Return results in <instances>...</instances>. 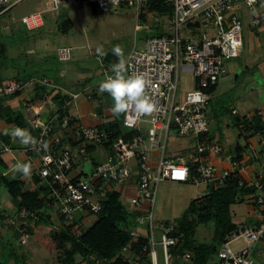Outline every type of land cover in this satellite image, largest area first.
Instances as JSON below:
<instances>
[{"label": "built area", "instance_id": "built-area-1", "mask_svg": "<svg viewBox=\"0 0 264 264\" xmlns=\"http://www.w3.org/2000/svg\"><path fill=\"white\" fill-rule=\"evenodd\" d=\"M153 1L46 0L44 11L22 18L24 26L33 32L45 25V14L58 18L66 10L87 6H94L102 14L123 8L135 9L139 22L137 30L144 31L147 38L143 47H136L124 64L128 74L142 73L145 76V94L154 103L153 111L146 115L137 114L130 108L125 113L124 132L116 138L113 132L103 128L79 124L70 111L79 96L64 91L71 96L70 102L48 118L37 107L29 108L27 112L31 115L27 121L37 144L24 147L23 151L29 156L25 163L30 165V172L48 186L49 214L68 224L79 222L76 229L90 215L98 216L114 192L126 197L124 188L134 186L138 194L131 198L130 205L139 213L137 224L148 232L152 264H159L155 252L157 245L163 247L166 264H169L170 249L177 246L179 238L170 236L175 231L170 225L161 227L162 240L159 243L155 240V230L159 226L154 221V210L160 185L164 182H191L221 187L233 175L244 178L248 164L243 156L238 159L235 154L226 153L225 148L214 141L199 142L197 151L188 156V160L168 157V138L173 130L182 137L196 136L199 139L211 132L207 112L212 94L207 90L228 78L227 63L243 54L245 22L235 12L247 7L254 11L250 25L264 27V0H161L169 9L161 12L150 11ZM11 8V0H0V17ZM72 54L71 48H61L59 61L69 62ZM95 54L97 60L105 64V54L100 49H96ZM181 71L192 72L197 80V88L189 92L184 101L180 97ZM105 73L110 75L106 70ZM38 83L54 87L47 79L8 82L0 84V98L27 90L34 92ZM83 94L88 101H95L92 89ZM233 115L238 117V112L233 111ZM244 121L249 127L257 121L264 123V109L247 115ZM239 128L245 131L246 125L241 123ZM128 131L137 134L128 138ZM9 138L11 142L17 140L11 135ZM12 150L9 144H5L3 152ZM217 157H223L227 167L214 164L212 158ZM87 164L93 171H86ZM193 170L194 179L191 176ZM263 180L262 176L251 181L244 178L248 186L256 190L254 216L257 224L231 234L214 264H256L254 250L264 241ZM75 216L80 220L77 221ZM29 218L35 222L40 217L23 209L16 215L13 225ZM18 228L22 244H26L31 235L26 228ZM141 234L135 230L131 236L137 239ZM239 238H244L247 246L235 251L231 244ZM187 258H190L189 254Z\"/></svg>", "mask_w": 264, "mask_h": 264}, {"label": "rangeland", "instance_id": "rangeland-1", "mask_svg": "<svg viewBox=\"0 0 264 264\" xmlns=\"http://www.w3.org/2000/svg\"><path fill=\"white\" fill-rule=\"evenodd\" d=\"M45 2L46 0H11V10L0 17V65L3 77L14 82L17 78L23 79L30 75L36 78L42 74L41 72L52 75L51 77L55 78L54 81L60 89L72 96L80 97L70 108L79 124L103 128L111 120V118H106V105L98 104L100 108H103V111L100 115H95L94 110L91 109L93 106L89 104L90 101L83 94L86 87L84 82L90 78L88 83L92 85L107 78L103 73L102 64L95 57L96 49L107 54L114 53V49L119 47L122 51V55L119 57L125 63L136 47H142L140 44L144 43L147 35L144 31L137 30L139 22L136 10L123 8L102 14L93 6L70 9L63 12L66 14L64 16H68L72 22L71 28H66L69 32L59 31L58 24H56L58 20L54 19L52 14H47L48 21L43 29L27 32L22 18L35 12L44 11ZM260 10L263 9L260 7ZM235 13L245 22L243 55L241 58L227 63L230 76L222 80L217 90L211 95L207 112L211 122L212 141L222 145L227 152H233L238 141L241 144L244 143L235 128L236 116L233 115V109L244 116L255 113L257 107L264 105V27L258 28L250 25V17L254 11L247 7L237 10ZM62 46L73 49L71 61L61 62L55 58L56 49ZM196 88L197 80L194 74L181 71V100L184 101L187 94ZM21 105L23 106V103ZM30 115L28 114L26 118H29ZM199 142V137H182L173 130L168 138L167 156L185 157L188 160V156L197 151ZM16 156L18 157L19 154ZM213 161L216 163L215 159ZM86 171H93L90 164L86 165ZM41 185V182L36 183L38 189ZM206 193L207 186L205 184L162 183L154 210V221L159 226L155 230L156 242L159 243L162 240L161 227L182 218L191 202ZM137 194L138 191L132 188L128 196L122 195V201L126 207H131V198ZM248 210L247 202L234 205L231 208L233 221L239 229L244 228V224L248 220ZM15 218L16 216L11 219L10 224L5 222L0 226L3 229L0 237V262L4 264L13 262L14 264L18 258L21 262L26 261L28 264H58V251L52 239V234L55 231L53 227L45 224L40 225L41 228L34 229V234L27 243L22 244V236L18 234L19 225H13ZM75 219L79 221L80 217L75 216ZM97 219L98 216L94 215L86 218L82 226L75 229L76 235L81 236L85 230L96 223ZM192 226H195L198 240L203 243L212 241L213 223L197 227L192 224ZM136 230L146 234L144 226H137ZM246 246L247 242L244 238H239L231 244V248L235 251ZM155 252L158 263L166 264L163 247L157 245ZM124 257L125 260L129 259L134 263V259L128 252ZM88 261L79 257L76 263L89 264ZM169 264H172L171 258ZM256 264H264V251L260 257L256 258Z\"/></svg>", "mask_w": 264, "mask_h": 264}, {"label": "trees", "instance_id": "trees-1", "mask_svg": "<svg viewBox=\"0 0 264 264\" xmlns=\"http://www.w3.org/2000/svg\"><path fill=\"white\" fill-rule=\"evenodd\" d=\"M168 10L169 9L164 7L161 0H154L152 5H150V11L153 12ZM64 15L66 14L63 13L58 18L54 17V19L58 20L56 24H58L59 31L66 33L69 32L67 29L71 28L72 22L68 16ZM141 18L146 20L145 16ZM47 21L46 14L45 24ZM43 27L41 29H43ZM26 30L30 32L27 28ZM55 58L59 60L58 57L55 56ZM41 73L42 74L36 78L30 75L23 79L17 78L14 82L27 83L32 79H47L54 87L44 86L40 83L36 84L33 92V99L31 101L50 102L57 108L56 111L64 109L65 105L70 102L71 96L56 85L54 78L51 77L52 75H47L45 72ZM8 82L13 81L6 80L3 77L2 67L0 65V84L3 85ZM218 86L219 85H215L209 88L207 92L213 94ZM22 94L23 92H20L0 98V121H5L8 124H15L16 127L27 129L32 132L30 124L26 120L24 114L20 111H14L8 104V102L13 101ZM93 96L95 101H97L98 98L95 92H93ZM124 118L125 113L120 115L114 114V121L106 124L103 129L108 132H113L116 138L119 137L125 129L123 126ZM245 119L246 117H236L235 128L240 138L244 137L246 133H252L253 135L264 133V123L257 121L254 126L251 125L249 127L244 121ZM241 123L246 125L245 131L240 130L239 126ZM127 134L128 138H133L136 136L137 132L128 131ZM2 140L9 142V135L4 134ZM212 140L211 132L200 137L201 143ZM244 149V146L238 144L232 154H235L238 159H242ZM191 174L192 179H194L196 176L194 170ZM242 181H244L242 176L233 175L226 180L224 186L208 185L207 193L202 197L194 199L182 218L177 219L173 223L166 224V226L171 225L175 228V231L170 234V236L179 238L177 246L170 249L172 264L215 263L218 260V253L222 245L228 240L231 234L234 232L238 233L248 226L257 224H249L239 229L233 221L231 208L234 205L246 201L252 202L254 207L256 205L255 188L248 186V183L245 181V183L241 185ZM39 182H41L42 185L36 192H23L22 184L18 182L9 185L11 187V193L18 205L16 215L23 209H26L29 212L36 213L40 217L39 220L35 222H32L30 218L18 222V225L21 226V228H26L31 236L34 234V229L37 225L47 223L51 217L47 208L49 194L48 186L45 182L37 178V183ZM1 184L2 182H0V186ZM122 199V194L120 192H114L110 195L105 201L104 208L98 215L96 223L85 230L81 236H77L75 233L76 226L79 222L68 224L64 219H61L64 229L61 232H54L52 234V239L58 251L57 263L81 264L76 263V260L82 257L87 259V261L91 260L88 261L89 264H152V248L149 244L148 232L146 231V234L142 233L141 237L137 239L131 236V233L136 230L137 226H141L138 225L136 221L139 213L134 212L131 207H126ZM209 223L214 224V235L210 243H203L196 238L195 226L193 227L192 224L197 227ZM129 227H132V229H129ZM263 251L264 241L256 246L254 250L255 259L260 257ZM127 252L131 255L132 259H134V263L129 259L125 260L124 256ZM188 254L190 258H187ZM0 264L4 263L0 262ZM14 264L28 263L26 261L21 262V260L17 258Z\"/></svg>", "mask_w": 264, "mask_h": 264}, {"label": "crops", "instance_id": "crops-1", "mask_svg": "<svg viewBox=\"0 0 264 264\" xmlns=\"http://www.w3.org/2000/svg\"><path fill=\"white\" fill-rule=\"evenodd\" d=\"M261 28H263V27H261ZM143 45H144V43L142 45L140 44V46H142V47H143ZM61 48H71V47H63V46L59 47L55 51L56 57H58V51ZM137 48H139V47H137ZM102 67L104 68L103 73L105 75H106L105 70L108 71L110 75H113V73L111 72L112 66L105 63V64H102ZM239 73H241V72H239ZM229 76H230V74H229ZM89 80H90V78H88L87 81L84 82V84L86 86L84 88V90L86 91L87 89H92L98 98L97 101H94V102L90 101L89 102V104H91L93 106L91 109L94 110L95 115H100L103 111V108H100L98 104H100L99 102H101L100 105H106V111H105V115L107 116L106 118H111L110 122L114 121V114L111 111V107H112L114 101L112 100V98L110 97V95L107 92H104V93L99 92V85L101 82L96 83V84L94 83L91 85L88 83ZM32 99H33V92H31L30 90H27V91L23 92V94L20 97L14 99L13 101L8 102V104L11 106V108L14 111H16V112L20 111L21 113H23L25 118L28 117L27 111L29 110V108L31 109L32 107H37L38 109L42 110V114L44 117L51 116L57 110V108L53 104H51L50 102L31 101ZM76 101H78V99ZM22 103H23V106L21 105ZM71 106H70V108H71ZM256 109L257 110L258 109H264V105L257 107ZM233 111L238 112L236 109H233ZM249 114H252V113H249ZM249 114H247V115H249ZM247 115L241 116L238 112L237 116L238 117H246ZM26 120H28V118H26ZM84 126H87V125H84ZM91 127H93V126H91ZM14 128H16L15 124H8L5 121H0V145H1V149H0V182H2V184L0 186L1 187L0 226L5 222L10 224L11 219L14 218V216L17 213V208H18L17 206L18 205H17V201L15 200L14 196L11 193V187L9 186L11 183H14V182H18L19 184L21 183L23 192H36V191H38V187L36 186L37 178L32 173H31V175H28L29 177L28 176L22 177L21 174L15 173L13 171L14 165L18 161L26 162L29 159V156L23 151V148L25 146L20 143L19 139H17L14 142H11L10 138H9V142H5L4 140H2V136L6 132H8ZM242 139L244 140V143L241 144L238 141L236 143V146L238 144H240V145L245 147L243 154H242L243 158H245L247 160L246 162L248 164L247 172H246V174H244L245 180L251 181L258 176H262L264 178V161H263V158H264V133L258 134V135H253L252 133H246L245 136L242 137ZM5 144H9L13 150L11 152H3ZM226 153L232 154L233 152L232 151H228V152L226 151ZM16 154H19V156L17 157ZM213 159H215V162H216L214 164H216L222 168L227 167V165H228L226 160L223 157L222 158H219V157L212 158V161H213ZM132 188L136 189L134 186L124 188V191H125L124 195L128 196V194L132 191ZM246 202L249 204V210H248L249 216H248L247 222L244 224V227L248 226L249 224L256 223V218L254 216V206H253L252 202H250V201H246ZM43 224L49 225L50 227H53V229L55 230L54 232H61L64 229L62 220L55 215L54 216L51 215V217L49 218V221L47 223H42V224L37 225L35 227V230L41 228L40 225H43ZM2 230L3 229L0 228V237L2 235L1 234ZM11 264H13V262Z\"/></svg>", "mask_w": 264, "mask_h": 264}, {"label": "clouds", "instance_id": "clouds-1", "mask_svg": "<svg viewBox=\"0 0 264 264\" xmlns=\"http://www.w3.org/2000/svg\"><path fill=\"white\" fill-rule=\"evenodd\" d=\"M114 54L119 58L122 51L119 47L114 49ZM113 75L107 76L99 85V92H107L114 101L111 111L115 115L126 113L130 108L134 109L137 114H150L154 109L153 101L145 94L147 81L142 73L128 74L125 64L117 60L112 68ZM19 139L25 147L35 146L37 140L27 129L16 127L5 133ZM15 173L21 176L30 174V165L18 161L13 168Z\"/></svg>", "mask_w": 264, "mask_h": 264}, {"label": "water", "instance_id": "water-1", "mask_svg": "<svg viewBox=\"0 0 264 264\" xmlns=\"http://www.w3.org/2000/svg\"><path fill=\"white\" fill-rule=\"evenodd\" d=\"M118 59L122 61L120 57L118 58L114 53L110 52L105 54L104 62L110 66H113L115 63H117Z\"/></svg>", "mask_w": 264, "mask_h": 264}]
</instances>
